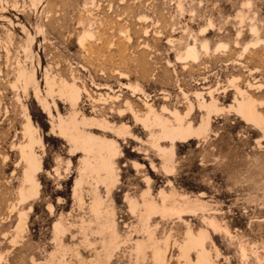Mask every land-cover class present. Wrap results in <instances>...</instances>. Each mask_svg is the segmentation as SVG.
I'll return each mask as SVG.
<instances>
[{
  "label": "rangeland",
  "instance_id": "374dc122",
  "mask_svg": "<svg viewBox=\"0 0 264 264\" xmlns=\"http://www.w3.org/2000/svg\"><path fill=\"white\" fill-rule=\"evenodd\" d=\"M180 2L182 12L177 8ZM238 11L243 15V23L235 20ZM143 16L146 22L139 21ZM208 21L214 29L201 38L197 33L207 28ZM251 27L264 40V0H2L0 264H91L95 255L105 261L108 254L111 264H134L136 256L138 264H153L142 261L134 243L143 240L147 246L162 247L167 236L170 249L166 264H184L178 260L176 246L184 239L186 223L193 232L201 228L209 232L213 243L208 242L207 249L214 264H264V134L246 126L235 115L214 116L206 140H193L175 150L171 160L173 171L166 176L161 170L163 159L148 143V131L124 110L127 100L139 116L148 111L149 105L166 118L171 110L185 113L188 100L197 107L194 92L209 100L208 91L213 90L218 105L228 107L234 91L227 81L236 76L240 88L261 103L259 111L264 115V47L250 48L243 54L241 48L256 40L250 34ZM155 29L162 35L154 34ZM85 30L91 31L93 37L85 39L86 47L81 48L77 43ZM237 33L243 35L242 39H236ZM27 34L33 37L30 59L22 49ZM202 42L209 45L207 54L199 48ZM216 46L226 49L214 54ZM4 47L9 50L7 56ZM186 48L200 57L190 68L183 67L176 58ZM17 63L34 68L42 91L44 68L66 79L74 77L85 90L80 112L109 122L110 129L94 124L86 130L95 136L114 138L118 144L119 157L114 165L118 184L108 197L105 189L98 188L104 201L102 207L111 210L119 228L117 239L112 238L109 230L100 229L88 212L92 196L90 178H86L82 188L85 205L78 208L72 191L82 154L70 153L65 140L51 135L48 115L35 101L31 88L27 97L11 88ZM257 85H261L260 89ZM135 87L143 94L135 92ZM22 104L42 143L35 148L42 161L37 173L39 194L25 205L18 204L25 169L18 150L25 122ZM163 107L168 110L162 112ZM51 112L56 121L57 113L67 117L69 107L57 100L56 109L51 106ZM200 116L197 111L195 124ZM120 124L128 125L134 138L117 137L112 127ZM153 131L158 132L156 128ZM89 160L93 163L92 156ZM134 163L139 167L135 168ZM145 178L150 179V195L156 205H161L158 193L163 189L171 199L185 195L193 205L202 204L203 210L194 206L195 215L183 217L186 223L173 218L147 220L141 208L142 194L147 189ZM125 196L138 202L133 213ZM22 208L28 211L27 227L17 245H13L9 240L15 235L17 211ZM210 220L224 231L219 228L214 232L206 225ZM55 223H59L61 232H55ZM149 236L154 243L147 240ZM89 242L93 244L88 246ZM240 246L246 249L245 259ZM144 251L150 257L151 248ZM191 259H195L194 254Z\"/></svg>",
  "mask_w": 264,
  "mask_h": 264
},
{
  "label": "bare ground",
  "instance_id": "6f19581e",
  "mask_svg": "<svg viewBox=\"0 0 264 264\" xmlns=\"http://www.w3.org/2000/svg\"><path fill=\"white\" fill-rule=\"evenodd\" d=\"M0 2L2 3V0H0ZM31 6L35 8L36 3L32 1ZM13 7H15L14 4L12 5V9L14 10ZM177 8L178 11L181 12L183 11V6L181 2L177 4ZM4 9L5 6L2 5L1 10ZM88 15H90V13ZM242 17L243 15L241 14L240 11H238L235 20L243 23ZM141 20H144V22H146L145 21L146 17L144 16L141 17L139 21ZM10 22L11 21H9V23ZM249 22H251V20ZM244 26L245 25H241L240 27L243 28ZM213 29H214L213 23L211 21H208L207 28L203 27L199 29L197 34L201 38H204L207 37ZM154 31H155L154 34L157 35L161 34V32L156 29ZM147 32L148 31H146L145 28L144 34L146 35ZM124 33L128 34V31L127 32L125 31ZM250 34L256 40L253 42H249L243 47H241L242 54L248 51V49L250 48L256 49V48L264 47V40H261L259 38L260 34L258 33L257 29L251 27ZM242 36L243 35H241L240 33H237L236 39H242ZM92 37H93L92 32L89 30H85L80 35L77 44L81 48H85L86 47L84 46L85 39L87 38L89 39ZM125 39L129 41V37H127V35ZM168 42L172 44L174 41L170 39L168 40ZM32 43H33V37L30 36V34H27L26 44L25 46L22 47V49L25 54V57L28 59L32 58L33 56L31 50ZM193 43L194 45H197L196 41H194ZM234 45L235 48H238L239 42L236 41ZM199 48L205 54L209 52V45L206 42L200 43ZM220 49H226V48L224 46H216L213 49L212 53L215 54ZM4 51L7 56L9 54V50L6 47H4ZM176 58L177 60L182 62L183 67L186 68L187 66L188 68H190L193 63L198 62L200 57L193 49L186 48L182 54L178 52ZM37 65L39 66V64ZM37 79H38L37 72L35 73L34 68L32 67L26 68L22 64L17 63V67L15 69V74H14V80L13 82H10V86L15 91L19 90V92H21L24 97H27L29 95V89L31 88L33 90L35 101L48 115L51 125L50 127L51 135H55L61 140H65L68 143L70 153L82 154L79 160V164H80L79 176L75 179L73 186V191H72L73 199L76 201L79 209H82L84 207L85 202L82 197V188L84 183H86L85 182L86 178H90L92 181V183H90L92 196L90 203L87 205L88 212L90 213L95 224L100 229L104 228L109 230L112 238L117 239L119 236V228L115 223V221L113 220V218L111 217L112 216L111 210L110 209L105 210L102 207L104 205V201L103 198L100 196L98 188L101 187L105 189V193L108 197L112 194L113 188L116 187L118 184L114 171V165L119 157L118 144L114 138H107L105 135L95 136L92 134V132L86 130L87 126L90 127V125L93 126L94 124L98 125L99 127L110 129L109 122L102 117H101L102 119L99 120L92 116L88 117L80 112L79 103L81 102L83 91L85 90L77 85L76 79L74 77L66 79L61 74L50 73L48 68H44L43 91L39 88V85L36 82ZM238 80H239L238 77L233 76L229 78L227 81L228 86H230V88H232V90L234 91L232 104H230L228 107H222V106L220 107L218 105V101L213 95L216 91L213 89H212L213 91H208L207 95L209 96V100H204V98L199 92H194L193 93L195 95L194 97L197 99L196 100L197 107H195L193 103L188 100L187 110H185L186 112L184 111L185 113L182 114L177 110H173V111L171 110L168 111L169 117L166 118L163 117L157 111H155L149 105H148V111L144 113V115L139 116V114L133 111L130 105L131 103L127 102L126 100V102L124 103L126 105V109L124 110L129 111V113L133 115L135 123L137 122L148 131L147 136H149L148 137L149 141L148 140L147 141L149 145H151L152 149H155L156 152L159 153V155L163 159V165L161 167V170L166 176H170L171 175L170 173L173 171L171 160L175 156V150L179 147H182V144H189L193 140H198V141L206 140L207 137L209 136V133L211 132L210 125L214 116H218V115L225 116L226 114L235 115L246 126H251L261 131V134L262 133L264 134V115L259 111V107L261 106V103L258 100H256L252 95L248 94L245 90L241 89L240 86L237 84ZM258 87H261V85L256 86V88ZM133 89L135 90V92L136 90L141 91V89L140 88L138 89V87H135ZM17 100L20 101L19 95H17ZM57 100L60 102L62 101L63 103H66L68 105L69 113L65 118L61 117L60 114L57 113V120L53 121L54 116L51 112V106H54V108L56 109ZM186 102H187V98H186ZM22 108L24 111L25 122L22 127L23 141L19 143L18 150L20 153L21 161L22 163H24L25 169L23 172L21 188L18 191L19 205H25L30 201L34 200L38 196L39 184L37 181V173L40 172L42 168L41 158L36 153V149H35L37 146L40 147V145L42 144L41 138L40 136L37 135V129L34 127V125H32L30 116L28 114V110L24 104H22ZM167 110L168 108L166 109V107L161 108L162 112ZM197 111L200 112L201 116L199 117L200 120L198 121V123L195 124L193 118L196 115ZM154 128H156L158 132L153 131ZM112 129L114 130V133L115 135H117V137L123 136L126 139L127 138L132 139V137L134 138V135L131 134L129 130V126L126 124L113 126ZM164 144H167V146H164ZM90 156H92L93 163L92 161L89 160ZM67 162L69 165L70 164L69 160ZM133 166L135 168H138L139 164L134 163ZM153 168L155 167L153 166ZM145 182L147 184V189L142 194L143 200H142L141 208L144 214L147 216V220L151 218H160L161 220H166V219L168 220V218H173L176 219L177 221L185 222L183 220L184 216H191L192 214H194V212H196L195 211L196 209H193L194 206H197L198 209L203 210L202 204L197 203L193 205L192 203H190V201H188L185 195H179L178 200L171 199V196L168 195L163 189H161L158 193V196L161 201V205L158 206L156 205L155 201L151 198L150 195V190H151V187L149 186L150 179L145 178ZM167 182L170 184V181L167 180ZM148 196L150 197L147 198ZM125 201L129 205V210L133 213L135 209L138 207V202L132 200L129 196H125ZM12 206L15 207V205ZM48 209L52 211V207L50 205L48 206ZM17 216H18V223L15 226V230H14L15 233H13L15 235L13 236L12 240H9L10 243H12L13 245H17L16 242L18 243L17 241L18 238H21L22 234L25 232V227H27L26 220L28 218V211L22 208L19 211H17ZM81 223L84 224V221H82ZM90 224L91 221H89L87 228L88 226H90ZM186 225L187 227H186L184 239L182 240L181 243L177 244L176 246L178 247L179 250L178 260L179 261L182 260L184 264H214L213 261H211L210 252L207 249V243L208 242H210L211 244L213 243L210 239L209 232L204 228L199 229L197 232H193L189 224L186 223ZM206 225L211 227L214 232L220 228V225L214 223V221L212 220L208 221ZM221 228L220 231L222 230L224 231V229ZM54 230L57 233L61 232V227L59 223L54 224ZM90 231L93 232L92 229H90ZM147 240L151 241L150 236L148 237ZM92 244L93 243L91 242L87 243L88 246ZM162 244H163L162 247H156L154 245L150 247L147 246L145 241L143 240L135 241L134 243L136 254H141L142 261L149 260L148 263L153 262V264H166L167 254L170 249L168 236L164 238ZM175 244L176 242L173 243V246ZM147 248H151L150 257H146L144 250H146ZM215 251L217 254L218 253L217 250ZM240 251H241V256L245 259L246 249L244 248V246H240ZM192 254L195 255L194 260L191 259ZM217 256L218 254L216 255V258H218ZM1 259L2 258L0 255V260ZM111 259L112 257L110 256V254L106 256L105 261L99 258V256L95 255L94 260L91 262V264H111L110 262ZM133 263L138 264L137 256ZM57 264H61V263L58 262Z\"/></svg>",
  "mask_w": 264,
  "mask_h": 264
}]
</instances>
